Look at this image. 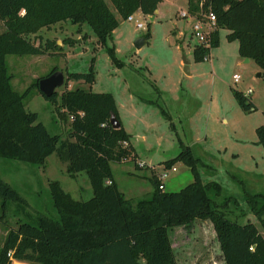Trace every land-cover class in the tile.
Here are the masks:
<instances>
[{
    "label": "rangeland",
    "instance_id": "obj_1",
    "mask_svg": "<svg viewBox=\"0 0 264 264\" xmlns=\"http://www.w3.org/2000/svg\"><path fill=\"white\" fill-rule=\"evenodd\" d=\"M104 1L119 19L111 3ZM186 9L187 0H162L153 17L135 14L144 29H137L135 22L119 19L108 45H113L121 66L112 63L86 24L65 21L42 29L29 40L36 45L51 40L61 50L41 56H7L11 85L23 93L53 70L65 78L72 73H87L94 59L95 79L91 85L67 82L56 93L81 88L114 97L120 122L133 148V158L111 163L114 181L123 196L131 201L148 197L153 188L150 178L161 184L158 177L163 172L167 176L162 180V191L178 192L191 183L192 174L183 163L172 166L176 171L164 167L165 162L180 153L181 142L199 161L197 170L202 183L220 186V194L211 196L214 207L238 224L253 223L264 238L246 203L247 195H264V149L255 133L264 123L263 71L238 56L237 42H228L225 30L219 31V44L210 50L208 59L195 62L192 50L196 40L189 35L190 23L177 16L178 11ZM176 28L185 32L184 41H177L172 33ZM4 30L0 22V33ZM147 31V43L137 49L135 40L144 38ZM183 57L190 63L189 75L183 71ZM233 74L240 76L239 82L234 83ZM248 89L252 91L249 95ZM232 90L246 96L255 110L242 111ZM24 104L27 111L37 114V122L50 134L61 140L67 137L71 118L62 110L58 113L38 89L31 88ZM0 179L25 201V205L10 203L2 220L0 205V248L8 229H15L17 221L27 215L34 217L37 212L57 218L50 198L51 182H58L74 201L92 197L86 174L70 176L66 164L55 154L42 167L0 158ZM168 236L176 264H224L208 221L196 222L190 231L171 229Z\"/></svg>",
    "mask_w": 264,
    "mask_h": 264
},
{
    "label": "trees",
    "instance_id": "obj_2",
    "mask_svg": "<svg viewBox=\"0 0 264 264\" xmlns=\"http://www.w3.org/2000/svg\"><path fill=\"white\" fill-rule=\"evenodd\" d=\"M108 1L125 21L135 12L153 17L162 0ZM210 1L217 24L211 49L219 44V31L225 30L226 40L237 42L238 56L251 60L264 73V0ZM199 2L187 0L188 11L196 13ZM119 19L104 0H0V22L5 28L0 33V158L42 167L55 154L66 164L70 176L84 172L92 190L89 200L74 201L58 182H51L50 198L57 218L36 212L34 217L18 220L17 227L9 228L4 238L0 264L9 263L8 252L28 264H176L168 231L178 227L190 231L199 221L211 224L224 264H264L263 236L253 223L238 224L214 207L213 197L221 188L214 182L202 183L199 161L188 146L179 142L180 153L164 167L183 163L192 174L191 183L169 193L158 188L157 179L150 178V195L131 201L120 192L111 169V163L133 158V148L110 93L75 88L50 98L43 96L58 113L62 110L72 118L67 137L61 140L37 122L36 113L25 109V99L32 87L38 89V81L23 93L13 89L6 57L41 56L61 50L54 41L36 45L29 37L65 21L86 24L112 63L121 66L113 45H108ZM149 37L147 31L144 38ZM208 53L195 45L193 60L202 62ZM93 62L87 73L68 74L65 83L91 85L95 79ZM232 95L242 111L255 110L241 92L232 90ZM111 116L120 123L119 129L111 128ZM255 133L264 149V123ZM10 203L25 205L19 193L0 179L1 220ZM246 203L264 232V195H247Z\"/></svg>",
    "mask_w": 264,
    "mask_h": 264
},
{
    "label": "built area",
    "instance_id": "obj_3",
    "mask_svg": "<svg viewBox=\"0 0 264 264\" xmlns=\"http://www.w3.org/2000/svg\"><path fill=\"white\" fill-rule=\"evenodd\" d=\"M140 12H135L134 14L127 17L126 21L128 22H135V27L137 29H144L145 26L135 19V14ZM177 16L180 19H183L187 22H190V36L196 40V46L211 50V42H212V35L217 30L216 24V17L212 11L211 1L210 0H200L198 5V11L192 14L188 9L180 10L177 13ZM209 57V53L203 57V61H206ZM234 83L239 82L240 76L234 74L232 76ZM251 89H248L246 92L247 95L251 94ZM72 119V118H71ZM125 144V143H124ZM140 167L144 165L139 163ZM170 170L176 171L174 167H171ZM166 171V170H164ZM167 176L165 172L161 173L158 177L161 184H159L158 188L162 191L164 189V185L162 180ZM9 263L8 264H28L22 261H18L13 257V252H8L7 254Z\"/></svg>",
    "mask_w": 264,
    "mask_h": 264
},
{
    "label": "water",
    "instance_id": "obj_4",
    "mask_svg": "<svg viewBox=\"0 0 264 264\" xmlns=\"http://www.w3.org/2000/svg\"><path fill=\"white\" fill-rule=\"evenodd\" d=\"M146 42L147 41L145 38L143 37L138 38L135 40L134 46L137 49H140ZM248 61L249 59H245V62H248ZM182 64H183V71L189 75V68H188L189 61L185 57L182 58ZM259 75L260 74H258V76ZM64 83H65L64 75L61 72L55 71L51 73L50 75H48L47 77L42 78L38 81V90L42 94V96L46 98H50L54 93H56V89L63 86ZM109 123H110L111 128L114 130H117L120 128V123L114 116H111Z\"/></svg>",
    "mask_w": 264,
    "mask_h": 264
},
{
    "label": "crops",
    "instance_id": "obj_5",
    "mask_svg": "<svg viewBox=\"0 0 264 264\" xmlns=\"http://www.w3.org/2000/svg\"><path fill=\"white\" fill-rule=\"evenodd\" d=\"M157 12V11H156ZM154 15H156V13L154 14ZM151 20H152V18H151ZM188 23H190V22H188ZM190 28H191V24H190ZM227 32V31H226ZM172 33L173 34H175V36H176V39H177V41H184V38H185V32H182V31H180L179 29H174V31H172ZM189 35H190V32H189ZM147 43V42H146ZM237 50H238V44H237ZM238 53V52H237ZM210 62V61H209ZM248 62H252L251 60H249ZM190 67V63H189V65H188V68ZM234 75V74H233ZM259 76H261V75H259ZM206 222V221H205ZM224 263V262H223Z\"/></svg>",
    "mask_w": 264,
    "mask_h": 264
}]
</instances>
